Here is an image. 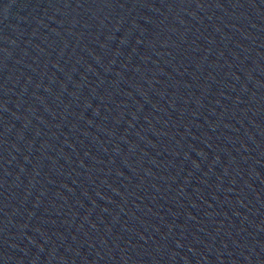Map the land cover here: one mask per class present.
Listing matches in <instances>:
<instances>
[{
	"label": "water",
	"instance_id": "95a60500",
	"mask_svg": "<svg viewBox=\"0 0 264 264\" xmlns=\"http://www.w3.org/2000/svg\"><path fill=\"white\" fill-rule=\"evenodd\" d=\"M0 264H264V0H0Z\"/></svg>",
	"mask_w": 264,
	"mask_h": 264
}]
</instances>
